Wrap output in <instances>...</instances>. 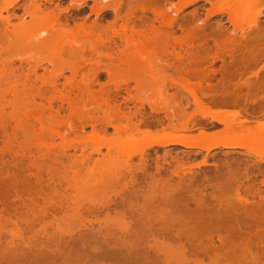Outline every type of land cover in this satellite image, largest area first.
<instances>
[{
    "label": "rangeland",
    "instance_id": "374dc122",
    "mask_svg": "<svg viewBox=\"0 0 264 264\" xmlns=\"http://www.w3.org/2000/svg\"><path fill=\"white\" fill-rule=\"evenodd\" d=\"M190 1L0 0V66L11 64L17 71V81L13 78L8 83V80L5 81L8 74L5 76L0 70V129L7 127L4 133L0 130V264H254L255 258L249 255L255 252L252 248L253 252L242 253V257L237 254L230 255L232 258H223L222 255L215 258L204 254L202 249L198 251L199 244L192 241L147 239L134 242L119 234L120 227L130 223L131 218L136 220L139 210L150 200L156 187V182L150 178L155 174V157H162L166 151L181 155L187 150L180 146L150 150L151 162L146 176L139 179L140 172L145 168L144 161L148 158L142 160L138 151L157 135L173 131L162 132L163 126L139 124V116L134 115V107L142 113L150 112L165 99L170 101L175 93L163 92L159 88V80L155 79L158 75L149 67V60L157 57L154 53L158 54V50L163 48L161 42L154 40L155 32L160 34L167 30L157 15L187 20L196 13L194 16L199 21L190 18L191 21L196 20L198 23L195 24L202 30L205 28L206 33L210 31L209 27L214 28L218 24L226 34L233 33L235 38L242 35L248 38L264 36V0H211V3L199 0L192 5ZM213 6L218 14L207 18V11ZM101 8L98 16L105 20L103 25L113 20L115 11L123 19L134 13L136 18L152 21L147 25L138 21L134 27L135 31L149 36V40L136 37L131 45L141 54V61L136 67L111 66L109 72H101L95 82L92 81L93 71L84 65L72 78L68 65L78 63L79 59L71 58L70 62L62 51H66L65 48L74 41L81 40L85 33L93 34L90 42L98 34L105 38L113 34L112 31L99 33L90 27L96 19L95 13ZM25 11L37 16L30 14L32 18ZM64 16L68 17L69 26L61 28H65L63 39L59 38L62 43L40 44L39 40L31 39L32 32L51 28L57 30ZM7 18L9 25L6 29L2 24ZM84 19V29L88 31L74 28V22L79 24ZM194 26L191 25L192 28ZM131 27L127 28V35H131ZM200 27L199 33L202 31ZM113 30L120 32V22ZM174 31L175 37L184 36L176 26ZM71 38L74 41H70ZM260 40L259 49L264 51V37ZM117 45L121 49L125 47L120 41ZM201 48L197 46L194 51L200 52ZM85 52L88 58L89 51ZM101 54L104 55L101 56L104 57L101 58L104 60V63L101 60L102 65H105L107 52L102 51ZM156 61H153L154 64L151 60L153 68L161 66ZM216 63L215 69L220 66L219 62ZM251 69L252 72L258 71L256 77L251 75V80L264 76V52ZM28 73L32 86L23 82L22 76ZM171 75L172 72L168 71L160 78L167 82ZM52 81L57 82L56 89L49 87ZM118 105L124 106L121 111L115 109ZM192 109H187V112H192ZM57 110L58 117H51ZM230 115L227 112L221 118L226 119ZM89 119L93 120L91 126L86 125ZM108 123L112 127L107 126ZM214 125L216 130L209 133L223 129L221 125ZM31 126L34 128L31 134L22 131ZM196 134L197 131H194L193 135ZM130 151L137 153L128 158ZM221 153L220 150L213 151V159L208 158L211 166L199 167L201 175L206 176L204 179L210 180L208 184L212 182L210 186H217L220 180H224L220 172L223 169ZM201 156L187 162L185 168L194 166L193 169L198 171L196 166L201 163ZM51 158H57L59 162L54 163ZM134 174L138 177L134 183L128 184L132 181L128 177ZM121 191L125 198L119 201ZM209 192L212 191L208 189L206 193ZM115 198H118L117 207L104 210L96 218L84 217L93 224H107L112 229L111 233L104 230L99 233L97 230L83 231L77 222H71L75 219V209L87 204L100 205ZM59 206L65 208L64 211ZM28 225L36 226L35 230L30 232ZM43 225L52 227V230L48 227L50 231L58 230L42 234ZM256 262L264 264V258Z\"/></svg>",
    "mask_w": 264,
    "mask_h": 264
},
{
    "label": "bare ground",
    "instance_id": "6f19581e",
    "mask_svg": "<svg viewBox=\"0 0 264 264\" xmlns=\"http://www.w3.org/2000/svg\"><path fill=\"white\" fill-rule=\"evenodd\" d=\"M198 1L192 0L189 4L192 5ZM204 1L212 2L211 0ZM185 4L188 2L185 1ZM236 6L238 5L236 4ZM102 9L95 13V15L97 14L96 19L93 20L90 27L95 28L99 33L112 31L111 37L105 38L98 34L90 42V37L93 34L85 33L81 40L74 41V38H71L70 41L73 40L74 45L69 41L71 46L68 44L69 47L65 48L66 51L60 49L63 54L66 53L68 59L70 58V62H72L71 58L79 59L78 63L68 65L72 78L81 71V67L84 65L93 71L92 81L95 82L98 75L103 71L109 72L111 66L136 67L141 61V54L137 49L131 48V45L135 43L136 37L149 40V36L145 32L135 31L134 27L138 21H141L142 24L152 23V21L136 18L134 13H129L130 15L128 14L129 16L127 15L123 19L115 11L113 20L103 25L104 19H100L98 16ZM217 11L213 6L207 11V18L210 15L218 14ZM30 14V17L37 16ZM194 15L190 16L193 20L197 19ZM157 16H160L168 31L160 34L155 32L156 39L154 40L163 44V48L158 50V54L154 53L161 66L155 65L153 68V61L156 59H151L153 63L149 60V67L151 66L150 69H153V72L158 75L155 79L159 80V88L165 93L168 91L175 93L172 98L170 97V101L165 99V102L161 103L163 106L152 108L150 112L142 113L137 107H134L136 108L134 115L139 116V124L163 126L162 132L173 131L171 134L157 135L138 151L142 160L148 158L144 161L145 168L140 172L139 179L146 176L148 164L151 162L149 160L150 150L176 146L184 147L187 150L181 152V155L177 153L173 155L171 151H166L162 157H155L153 160L155 174L150 178L156 182V187L151 193L150 200L145 202L139 210L136 220L131 218L130 223L120 227L119 234L121 237L133 241H148L149 239L175 242L192 241V243L199 244L198 251L202 249L204 254L215 256V258L220 255L223 258H228L230 255L237 254H241L240 257H242V253L253 252L255 249V252L249 255L255 258V262L252 261L254 264H259V261H256L264 258V76L261 79L251 80L253 78L251 75L256 77L258 71L252 72L249 69H251V65H255L259 61L264 52L258 46L260 39L264 36L248 38L242 35L235 38L233 33L226 34L218 24L214 28L209 27L210 31L206 33L205 28L203 31L202 27L195 24L198 23L196 20L194 22L190 18L188 21L184 18L178 19L177 16L166 17L164 14ZM197 20L199 21V19ZM68 21V17L64 16L63 22L60 23L61 26L59 25L57 30L51 28L52 31L50 29L38 31V33L32 32L31 34H34L35 38L31 39L39 40L37 42L40 44L62 43L63 40L60 42L59 38L63 39V31H65L63 29L65 28H61L63 25L68 27ZM117 22H120L121 33L113 30ZM73 24L76 29L88 31L84 29L86 19L82 23L74 22ZM2 25L6 28L9 25V18ZM129 26H132L129 30L131 35H127L128 31H126ZM175 26L183 32L185 37H175ZM188 26L191 29L187 28ZM199 27L202 30L200 33ZM56 35L58 36L55 37ZM117 41L124 43L125 47L121 49V46L117 45ZM209 42L211 43L209 44ZM196 45L202 47L200 52L194 51L197 48ZM85 50L89 51L88 58L85 57ZM102 51L107 52L108 59L106 58L105 65H102L104 63V60L101 59L104 58L101 57ZM158 61L156 64H159ZM216 62H219L220 66L215 69ZM0 70L2 73L4 72L3 75L8 74L5 75L7 77L5 81L8 80V83L13 78L17 81V75L15 76L17 71L11 64H1ZM168 71L172 72V75L168 76V80L165 82L160 76H165ZM29 73L22 76L25 85L32 83L29 84L32 79ZM5 81L4 83H6ZM0 82L2 81L0 80ZM49 87L56 89L57 82H50ZM115 92L118 95L119 91ZM123 107L118 105L115 109L121 111ZM191 107L193 108L192 112L189 110L187 112V109H191ZM213 108L216 110H212ZM230 109L234 110L230 111ZM227 112H230L231 115L226 119L221 118ZM58 115L59 111L57 110L55 116L51 115V117L55 118ZM214 123L221 125L223 129L216 133H209L216 130L217 127ZM86 125H93V120L89 119ZM107 126L112 127L110 123ZM0 130L4 133L7 131V127H2ZM22 131L31 134L34 128L33 126L26 127ZM194 131H197L196 135H193ZM215 150L222 152L223 159L220 161L223 162V169L220 172H222L221 177L224 180L217 182V186L214 184L210 186L209 184L212 182L208 184L210 180H205L206 176L201 175L199 167L211 166L208 158L213 159L212 153ZM135 153L137 151H130L127 155L128 158ZM202 153L205 155L201 156ZM199 155L202 160L196 166L198 171L194 170V166V169L192 167L185 168L187 162L197 159L196 157ZM50 161L57 163L59 159L51 158ZM147 165L148 167H146ZM214 167L216 168V166ZM137 177L138 175L135 174L130 175L128 178L132 181L128 184L134 183V179ZM208 189L212 192L206 193ZM120 194L119 201H122L125 198L124 192L121 191ZM117 199H108V202L98 204L99 206L87 204L83 208L75 209L73 213L75 219L73 218L71 222L73 224L77 222L83 231L97 230L96 232L99 233L104 230L111 233L112 229L107 224L98 222L93 224L87 219L85 220L84 217L96 218L104 210H112L117 207ZM62 206L59 207L64 211L65 208L62 209ZM33 226L28 225L27 228L31 229L30 232L35 230L36 226ZM48 227L43 225L42 228L40 227L42 232L39 231L43 234L58 230L50 231L53 228L49 227L50 229H48ZM23 257L25 256L23 255Z\"/></svg>",
    "mask_w": 264,
    "mask_h": 264
}]
</instances>
